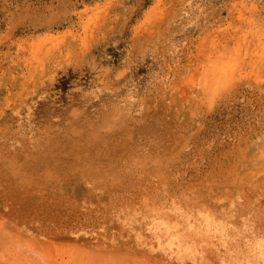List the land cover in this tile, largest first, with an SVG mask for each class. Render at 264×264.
I'll return each instance as SVG.
<instances>
[{"label":"rangeland","instance_id":"obj_1","mask_svg":"<svg viewBox=\"0 0 264 264\" xmlns=\"http://www.w3.org/2000/svg\"><path fill=\"white\" fill-rule=\"evenodd\" d=\"M0 264H264V0H0Z\"/></svg>","mask_w":264,"mask_h":264}]
</instances>
